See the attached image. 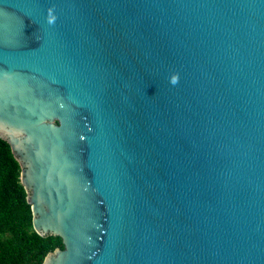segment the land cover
Segmentation results:
<instances>
[{"label":"water","instance_id":"1","mask_svg":"<svg viewBox=\"0 0 264 264\" xmlns=\"http://www.w3.org/2000/svg\"><path fill=\"white\" fill-rule=\"evenodd\" d=\"M0 138L43 264H264V0H0Z\"/></svg>","mask_w":264,"mask_h":264},{"label":"trees","instance_id":"2","mask_svg":"<svg viewBox=\"0 0 264 264\" xmlns=\"http://www.w3.org/2000/svg\"><path fill=\"white\" fill-rule=\"evenodd\" d=\"M20 175L10 145L0 138V264H43L49 253L64 246L60 237L34 230Z\"/></svg>","mask_w":264,"mask_h":264}]
</instances>
